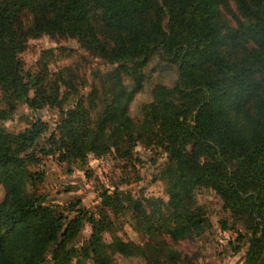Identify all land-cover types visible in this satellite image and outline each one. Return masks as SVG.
Wrapping results in <instances>:
<instances>
[{"label":"trees","instance_id":"obj_1","mask_svg":"<svg viewBox=\"0 0 264 264\" xmlns=\"http://www.w3.org/2000/svg\"><path fill=\"white\" fill-rule=\"evenodd\" d=\"M43 33L74 37L112 64L107 90L124 106L141 89L144 67L155 54L176 65L178 76L144 105L152 120L149 129L103 134L105 110L87 118L85 101L95 107L94 90L62 111L45 146L36 145L48 129L40 118L18 132L0 124V264H46L48 259L52 264H113L102 256L101 246L110 253L142 256L148 264H175L178 253L164 233L178 240L199 235L210 224L194 195L167 212L160 201L148 211L139 198L104 188L96 213L79 199L65 212L37 188L45 172L31 165L40 162L39 153L85 163L89 153L113 150L129 157L136 143L163 147L177 167L195 172L198 186L214 190L222 208L247 231L246 263H258L264 254V120L251 140L236 134L235 121L250 111L259 85L233 75L231 62L254 57L252 66L264 67V0H0V120L19 102L37 109L59 105L67 96H60L57 84L48 87L39 75L24 71L21 46ZM124 201L147 222L155 242L105 241L104 232L114 224L109 210L124 208ZM84 222L91 232L80 244ZM220 222L229 228L226 219Z\"/></svg>","mask_w":264,"mask_h":264},{"label":"rangeland","instance_id":"obj_2","mask_svg":"<svg viewBox=\"0 0 264 264\" xmlns=\"http://www.w3.org/2000/svg\"><path fill=\"white\" fill-rule=\"evenodd\" d=\"M19 56L26 74L39 75L48 87L57 84L60 96L67 93L59 105L46 104L34 109L19 102L7 119L0 120V124L13 132L23 130L33 119L44 120L48 129L37 140V147L47 144V137L55 130L62 111L72 107L77 98L91 90L96 91L95 107L89 108L85 101L89 109L87 118L91 120L98 111L105 110L100 118L103 134L114 130L149 129L152 120L144 105L152 99L155 91L172 86L178 76L176 65L155 54L144 67L146 76L141 89L134 94L129 105L124 106L114 91L107 90L108 74L113 65L82 47L74 37L46 33L29 37L22 44ZM124 80L131 84L130 79L125 77ZM80 129L86 131V125L80 124ZM39 155L40 162L31 165L45 172L43 182L37 186L38 191L47 202L64 206L65 212L69 203L79 199L81 206L96 213L100 204L99 193L104 188L110 191L117 188L123 194L139 198L148 211L160 201L162 211L167 212L192 194L204 206L210 224L201 234H189L178 240L164 233L165 241L178 253L175 264H247L244 259L247 231L242 222L222 208L221 199L214 190L198 186L195 172L177 167L163 147L136 143L129 157H121L113 150L99 156L89 153L85 163L60 160L57 154ZM3 193L0 185V199ZM124 203V208L117 206L109 210L114 224L111 230L104 232L105 241L118 237L135 243L155 242L149 238L147 222L133 213L128 201ZM221 219L227 220L229 228L221 227ZM90 232L89 222H84L77 242L83 243ZM239 233L243 234L240 239ZM235 246L239 247L235 250ZM99 250L113 264H148L139 255L110 253L104 246ZM46 264H52V261L48 259ZM256 264H264V254Z\"/></svg>","mask_w":264,"mask_h":264},{"label":"clouds","instance_id":"obj_3","mask_svg":"<svg viewBox=\"0 0 264 264\" xmlns=\"http://www.w3.org/2000/svg\"><path fill=\"white\" fill-rule=\"evenodd\" d=\"M255 58L247 61L233 60V75L239 73L250 84L259 85L253 99L249 102L251 109L241 114L235 121L236 134L244 140H251L256 131L257 123L264 120V67H253Z\"/></svg>","mask_w":264,"mask_h":264}]
</instances>
